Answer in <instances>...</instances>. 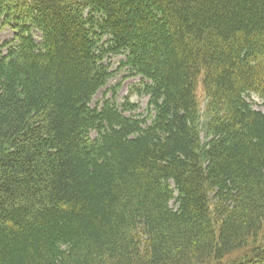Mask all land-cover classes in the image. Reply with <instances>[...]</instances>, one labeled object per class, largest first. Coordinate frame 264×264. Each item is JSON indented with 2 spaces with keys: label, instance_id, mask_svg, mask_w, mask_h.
Here are the masks:
<instances>
[{
  "label": "trees",
  "instance_id": "trees-1",
  "mask_svg": "<svg viewBox=\"0 0 264 264\" xmlns=\"http://www.w3.org/2000/svg\"><path fill=\"white\" fill-rule=\"evenodd\" d=\"M0 24V264H264V0H0ZM111 56L145 114L91 107Z\"/></svg>",
  "mask_w": 264,
  "mask_h": 264
},
{
  "label": "rangeland",
  "instance_id": "rangeland-1",
  "mask_svg": "<svg viewBox=\"0 0 264 264\" xmlns=\"http://www.w3.org/2000/svg\"><path fill=\"white\" fill-rule=\"evenodd\" d=\"M1 28V25H0ZM14 37V33L9 29L6 28L4 30L0 31V43H3L5 41L8 40H12ZM40 41V40H39ZM122 59H124L123 57H114L111 58V62L114 64L113 65V69H117L119 63L122 61ZM127 72L126 71H121L118 72V75L115 76V78L110 82V84L108 85V87L106 89H103L95 98V102L93 103V107H96L97 102L100 101L101 99H103L104 95L106 94V92L109 91V94L107 96V98L112 97L113 94V89L115 86H117L118 84H121L120 89L117 92V102L118 103H123L125 101V97L130 95V91L133 90V86L134 85H139L140 84V79H134V78H129V79H125V77H127ZM201 85L199 86V92H201ZM249 101L251 103H253L254 108H256L257 110L263 111L264 112V105L263 102L256 98V97H251L249 99ZM131 102L132 103H138L140 105V110L139 113L143 114L145 112L146 109V105H147V98L142 97L139 94H134L131 98ZM93 138L97 137L96 133H93Z\"/></svg>",
  "mask_w": 264,
  "mask_h": 264
}]
</instances>
